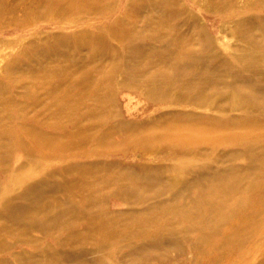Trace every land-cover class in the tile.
<instances>
[{
	"label": "rangeland",
	"instance_id": "obj_1",
	"mask_svg": "<svg viewBox=\"0 0 264 264\" xmlns=\"http://www.w3.org/2000/svg\"><path fill=\"white\" fill-rule=\"evenodd\" d=\"M39 4L42 11L0 30L2 46L6 42L0 44V71L8 56L41 60L52 51L57 61L75 69L86 66L93 54L108 58V79L98 86L109 100L105 124L124 123L133 131L107 142L99 154L95 142L79 143L73 147L78 156L50 162L49 171L91 166L93 177L103 181L98 184L102 194L88 204H80L78 197L67 206L61 203L67 213L46 229L21 230L22 244L15 245L9 235L1 238L0 263L264 264V141L240 139L251 117L260 121L255 132L264 136V40L254 39L260 35L255 18H264V1L106 0L94 6L95 14ZM128 12L139 17L132 19ZM158 15L164 17L159 29L147 19ZM128 47L144 48L146 62L135 56L126 62ZM131 68L140 73L131 74ZM71 74L67 93L80 94L76 84L82 77ZM215 75L219 81L211 80ZM209 82L227 83L232 90L200 88L210 87ZM149 90L160 93L159 101L150 99ZM234 106L238 110L232 112ZM170 122L225 126L216 133L219 144L206 140L195 146L174 138L170 128L176 125ZM32 124L29 118L26 125ZM205 135L199 132L191 140L201 142ZM25 157L17 152L6 158L10 172L0 174V200L10 188L12 168ZM29 171L20 174L16 188L42 179L40 169ZM77 172L69 178L78 177ZM213 179L223 181L213 186ZM46 231L53 236L44 237Z\"/></svg>",
	"mask_w": 264,
	"mask_h": 264
},
{
	"label": "bare ground",
	"instance_id": "obj_2",
	"mask_svg": "<svg viewBox=\"0 0 264 264\" xmlns=\"http://www.w3.org/2000/svg\"><path fill=\"white\" fill-rule=\"evenodd\" d=\"M105 1L106 0H0V30L6 28L9 24L21 22L23 17H26L27 15L31 14L32 16L36 11H42L40 10L41 5L39 2H43L42 5H44L46 9L47 7H58L62 11H65L67 7L71 8L75 6L85 8L87 12L95 14L96 10H94V6L98 4L101 5L105 3ZM209 1L226 3L227 0ZM259 1L261 2L264 0ZM160 7L161 6L158 8L160 9ZM261 8H263V6H261ZM205 9L207 8L205 7ZM20 14L21 16H19ZM7 15H12V18H9V16L7 17L8 19H5ZM129 15L132 19H137L139 17L137 13H129ZM147 19H152L155 28L158 29L164 22V17L160 15L154 18L149 16ZM255 19L259 23L257 29L259 30L258 33H260V35L254 36V39L255 37H259V39L264 40V18L259 17ZM229 23L231 22L229 21ZM160 31H162V29H160ZM100 40L103 42L102 39ZM126 40L130 41L131 39L128 38ZM1 43L2 41H0V44ZM5 43L6 42L3 41L4 46ZM21 47H24V45ZM143 49L144 48L141 47H135L134 50L128 47L125 50L126 57H124V59L127 60L126 62L130 63L134 60L133 57L135 56L137 58H142L143 62H146L148 54ZM55 53L56 52L51 51V53L46 54V58H40L41 60L34 57H31V59L28 60H22L21 58L13 59L11 56H8L7 59L9 62L7 65L4 64L5 67H2L0 71V174L6 176L10 172L9 161L6 160L7 157L11 158L17 152L26 156L22 164L12 168L11 172L14 174L12 175L11 180L8 181V186L10 188L2 193L0 200L1 207L3 208V211H0V240L1 238H4V236L9 235L15 238V245L22 244V241H20L21 238L19 237V232L21 230L39 227L46 229L51 224L52 220L54 221L57 217L64 216L67 212H64L63 208L59 207L63 203L67 206V201L70 203L78 197L80 204H88L92 203V201L96 199L95 197L102 194V190H100L101 188H98V184H102L103 181L101 178L93 177L94 171H92L91 166L86 165L68 170L66 167L58 171H49L50 162L55 160H65L67 159V156H78V151L73 147L79 146V143H81L83 147L89 143L95 142L97 146H99L98 149H95V152L99 154L104 150L103 148L106 146L107 142L115 137L122 138L123 135L126 136L129 132L133 131L131 128V130H127L129 126L126 127L124 123L110 128L105 124V122L110 119V116L107 113L109 100L102 88H99L98 86H104L108 79L104 66V61L108 58H100L99 60L96 58L97 56L93 54L85 61L87 62L86 66L75 69L73 66H67V63L65 62L57 61V53ZM18 54H20V52ZM187 69L188 68H186V70ZM130 72L135 75L136 73H140V68H131ZM67 73H74L76 74L75 76L82 77L81 81L76 84V88L81 90L80 94H74L75 92L67 93ZM74 74H71V76H74ZM56 77L57 81H55ZM215 79L219 81V75L211 77L212 81ZM207 84L210 85V87L203 85L200 88L204 90H209L210 88L232 90L231 86L224 82H221L222 85H212L211 82ZM237 86L240 90L245 92V87L241 89L240 83H237ZM157 89L160 88L158 87ZM150 90V99L153 101H159L158 96L160 93L156 90ZM172 90H174V88ZM250 93L254 92H249V94ZM254 95L255 93L253 96ZM262 95H264V93H262L261 96ZM165 101H167V99H165ZM220 105H222V102L217 103V107ZM237 110L238 106H234L231 111L234 112ZM29 118L33 121V124L30 126L26 125V121ZM242 119L244 120L245 118L243 117ZM245 120H247L244 121V123L245 127L248 128V131L242 133L240 130V132L243 136H247H245L246 138L240 136V139L250 138L252 141H264V136H260V132H255V129H257L256 125H258L260 121L258 119H253L252 117L251 119ZM15 123L17 124L16 128L14 127ZM225 123L227 124L228 122ZM174 124L176 126L171 125L170 128L173 132L174 138H177L182 143H188L186 141L188 140L195 146L206 142V140L215 145L219 144V140L216 136L219 134L216 133H218V131L221 132V126H225L222 124H220L221 126H213L212 124V128L210 129L203 126L199 127L200 125L198 123L190 124L188 126L180 123ZM67 127L71 128L68 132ZM46 128H50L52 131L47 132L45 131ZM199 132L203 135L206 134L205 136L207 138L204 137L205 139H202L203 141L201 142L192 141L191 138L198 135ZM209 136H213V138L209 139ZM118 149H120V146ZM251 153L253 152H245L246 155H250ZM32 169L35 172L40 169L43 172L42 179L39 181L34 180L33 182H25L16 188V182H18L20 174L28 170L31 171ZM74 172L79 173L78 177L70 179L69 176H72ZM37 173H39V171ZM208 175L211 176L212 174ZM67 178H69V180H67ZM5 179L6 178H4V180ZM222 181L223 180L220 181V179H217L211 181L210 184L218 186ZM195 185L196 183L193 184V186ZM11 192L14 194L12 195ZM59 194L63 197L59 198ZM82 206L83 205L79 204L76 205V207ZM89 217H91V219L93 218L94 222L97 221L94 214H91ZM47 235L53 236V233H49L48 231L43 233L44 237ZM62 243L66 244L67 239H64ZM203 253L205 254V252Z\"/></svg>",
	"mask_w": 264,
	"mask_h": 264
}]
</instances>
